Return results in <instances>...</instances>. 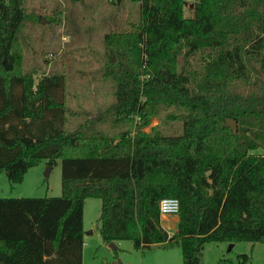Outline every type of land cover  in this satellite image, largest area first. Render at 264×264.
<instances>
[{"label":"trees","instance_id":"1","mask_svg":"<svg viewBox=\"0 0 264 264\" xmlns=\"http://www.w3.org/2000/svg\"><path fill=\"white\" fill-rule=\"evenodd\" d=\"M135 1L103 37L117 130L102 135L66 132L63 75L19 73L23 0H0V172L16 184L61 162L59 196L0 198V264H82L88 198L107 245L178 244L182 264H203L208 242L264 248V0H195L190 16L184 0ZM156 117L180 134L143 131ZM162 198L179 202L171 236Z\"/></svg>","mask_w":264,"mask_h":264},{"label":"rangeland","instance_id":"2","mask_svg":"<svg viewBox=\"0 0 264 264\" xmlns=\"http://www.w3.org/2000/svg\"><path fill=\"white\" fill-rule=\"evenodd\" d=\"M184 15H191L195 0H184ZM26 14L15 40L20 56V74H32L34 83L44 75H63L68 108L65 129L81 128L90 134H112L117 130L112 106L115 84L102 74L104 35L122 29L129 18H137L135 0H23ZM38 16L41 18L38 21ZM135 121H137L135 117ZM156 117L143 131L159 127L165 135L180 134L176 123L160 124ZM43 161L31 167L20 183L12 184L5 172H0V198L57 197L61 193V162L50 166L48 175ZM100 200L88 198L83 206L84 245L82 264H182L178 244H154L135 249L129 240L113 242L116 250L102 241L97 219ZM160 226L171 236L178 216H160ZM227 242H208L200 260L203 264H263L262 243L236 242L229 249ZM239 255H247L242 262Z\"/></svg>","mask_w":264,"mask_h":264},{"label":"built area","instance_id":"3","mask_svg":"<svg viewBox=\"0 0 264 264\" xmlns=\"http://www.w3.org/2000/svg\"><path fill=\"white\" fill-rule=\"evenodd\" d=\"M157 208L160 216L177 215L179 212V202L175 198H162L157 202Z\"/></svg>","mask_w":264,"mask_h":264},{"label":"water","instance_id":"4","mask_svg":"<svg viewBox=\"0 0 264 264\" xmlns=\"http://www.w3.org/2000/svg\"><path fill=\"white\" fill-rule=\"evenodd\" d=\"M224 127L226 128H230L232 134H235L236 131H237V125H236V121L233 120V119H225V123H224ZM50 169V166L47 167L46 171H45V176L48 175V170ZM109 247L112 249V250H116V247L114 246L113 242L109 243L108 244ZM233 244H230L229 245V249L232 248Z\"/></svg>","mask_w":264,"mask_h":264},{"label":"crops","instance_id":"5","mask_svg":"<svg viewBox=\"0 0 264 264\" xmlns=\"http://www.w3.org/2000/svg\"><path fill=\"white\" fill-rule=\"evenodd\" d=\"M166 230V229H165ZM167 231V230H166ZM233 247V246H232ZM83 261V260H82Z\"/></svg>","mask_w":264,"mask_h":264}]
</instances>
